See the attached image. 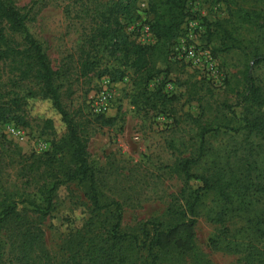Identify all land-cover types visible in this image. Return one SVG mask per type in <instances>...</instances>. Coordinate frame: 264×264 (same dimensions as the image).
Listing matches in <instances>:
<instances>
[{
    "label": "trees",
    "instance_id": "1",
    "mask_svg": "<svg viewBox=\"0 0 264 264\" xmlns=\"http://www.w3.org/2000/svg\"><path fill=\"white\" fill-rule=\"evenodd\" d=\"M224 1L229 17L211 22L208 35L217 40L216 52L243 55L240 76L232 75L230 87L236 100L216 103L208 87V96L188 87V98L198 102L200 114L185 113L175 125L185 122L184 131L193 132L195 144L188 149L189 144L182 142L188 154L166 167L167 173L181 179L182 187L161 217L143 221L135 232L120 229V201L101 200L102 181L86 150L88 121L75 118L62 102L59 78L71 67H52L42 44L27 29L31 7L25 10L15 0H0V125L12 120L25 126L30 119L42 134L52 137L44 156L22 155L0 146V179L15 164L22 183L35 189L21 193L19 199L0 201V232L8 238V264H136L140 252L144 260L139 264H176L185 253L193 264H205L192 234L200 215L220 226L209 239L214 248L239 254L244 264H264V74L253 72L264 65V0H247V7L234 9V0ZM136 2L107 0L97 5L95 25L79 43L74 67L80 76L94 71L98 76L108 74L112 81L121 80L130 69L146 104L154 99L164 102V94L159 89L148 91L146 84L160 72L159 64L167 61L168 45L189 15L188 0H147L152 14L149 28L156 38L152 45L132 41L123 28L125 21L138 17ZM258 20L263 22L257 25ZM103 45L118 65L99 67L97 56ZM33 100L50 104L61 131L53 118L30 115ZM232 105L240 108L237 126L209 117L212 111L216 116ZM95 120L100 125L110 123L103 115ZM217 137L221 138L213 142ZM67 183L85 186L91 208L75 232L64 237L65 257L51 260L39 221L51 213L59 186ZM233 220L239 225L231 228Z\"/></svg>",
    "mask_w": 264,
    "mask_h": 264
},
{
    "label": "rangeland",
    "instance_id": "2",
    "mask_svg": "<svg viewBox=\"0 0 264 264\" xmlns=\"http://www.w3.org/2000/svg\"><path fill=\"white\" fill-rule=\"evenodd\" d=\"M107 0H15L18 6L31 7L28 31L42 44L54 69L68 65L70 72L59 78L62 102L77 119L88 121L86 150L88 160L94 167L102 183L98 191L102 201L116 199L122 203L121 224L123 231H139V225L156 217H161L173 196L179 193L182 181L176 175L167 173V165L178 157L188 154L184 144H195L193 132L188 133L185 122L175 125V119L185 113L194 117L200 114L197 101L189 100L188 87L199 90L200 95H209L217 103H234L235 93L230 91L235 74L243 67L244 58L239 51L218 53L215 51L217 40L208 35L210 23L229 17L228 5L224 0H188L189 15L180 25L177 36L168 45L167 61L160 63V72L146 84L148 91L159 89L164 94V102L154 99L146 104L140 89L134 83V74L128 69L121 80L112 81L108 74L98 76L90 72L80 76L75 69L78 45L89 35L95 25L94 16L99 3ZM249 1L234 0L237 6L247 7ZM258 7H260V4ZM138 17L125 21L123 28L132 41L152 45L156 42L150 31L152 14L148 11L147 0H137ZM263 20H258L261 24ZM104 45L97 56L99 67L118 65L114 56ZM257 75L264 74V65L254 67ZM231 78V85L226 79ZM229 78V79H230ZM196 88V89H195ZM101 92L108 94L107 110L96 112L94 104ZM233 112V113H232ZM240 113L238 106L223 109L215 117L218 122L237 126ZM30 115L51 117L59 131L62 124L57 113L46 101L33 100ZM103 115L109 124L100 125L96 116ZM29 125L15 124L12 120L0 125V146L9 152L22 155L44 156L51 148V135L42 134L36 121ZM87 123V122H86ZM22 131L14 136L8 126ZM179 127V130L178 128ZM192 137V140L190 138ZM221 137L213 138L217 142ZM184 144H183V143ZM173 144V147L170 144ZM183 151V152H182ZM18 175L15 164L6 168L0 179V201L9 198L19 199V195L35 189L26 187ZM50 214L40 219L44 231L43 247L50 259L65 257L62 242L66 235L75 232L90 212V203L85 196V186L67 183L59 186ZM234 228L237 221H230ZM219 225L198 216L192 234L195 250L205 264H244L240 255L214 248L210 238L217 233ZM9 243L6 233L0 232V264H8ZM144 252L136 255L137 263L144 260ZM176 264H193L187 253Z\"/></svg>",
    "mask_w": 264,
    "mask_h": 264
},
{
    "label": "built area",
    "instance_id": "3",
    "mask_svg": "<svg viewBox=\"0 0 264 264\" xmlns=\"http://www.w3.org/2000/svg\"><path fill=\"white\" fill-rule=\"evenodd\" d=\"M108 94L105 92H101L100 95H98L97 101L94 104L95 107V111L96 112H104L105 110H107V105H108ZM8 131L9 133H11L14 136H21L22 135V131L21 129L11 125L8 126Z\"/></svg>",
    "mask_w": 264,
    "mask_h": 264
}]
</instances>
